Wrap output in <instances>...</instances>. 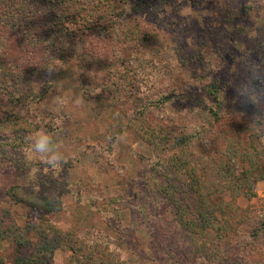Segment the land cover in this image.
I'll list each match as a JSON object with an SVG mask.
<instances>
[{"label":"rangeland","instance_id":"374dc122","mask_svg":"<svg viewBox=\"0 0 264 264\" xmlns=\"http://www.w3.org/2000/svg\"><path fill=\"white\" fill-rule=\"evenodd\" d=\"M140 1L149 2L141 9ZM110 11L117 24L123 19L159 41L147 51L160 67L152 88L157 93L170 88L175 96L154 110L152 127L169 123L177 134L203 130V145L216 138L220 150L232 138L251 139L264 153V0H120ZM107 33L77 37L70 32L62 35L60 46L41 42L39 51L26 46L21 35L13 36L26 47L23 54L7 53L8 42L0 36V67H8L0 76L5 110L16 109L22 96L41 94L45 98L30 111L19 109L21 121L30 133L38 121L49 124L26 136L29 148L0 146V217L10 214L15 223L9 221L32 239L30 248L20 250L14 241L5 242L0 264H22L39 246L55 245L53 238L29 234L30 227L72 232L125 264H208L195 254L165 200L163 186L177 182L181 188L182 183L164 153L134 132L136 114L130 107L112 105L107 98L99 102L97 93L83 87L88 74L106 76L108 59L116 65L121 55L128 56L127 63L135 66V58L143 55L136 47H129L131 56L125 54L121 42ZM19 64L27 68L18 72ZM213 86L217 90L211 94ZM210 109L219 111L220 122ZM6 131L3 136L9 137ZM42 138L44 147L38 149ZM237 169L249 165L239 163ZM253 191L251 199L238 200L250 212L230 243L228 264L264 260V180ZM231 200L229 194L224 197ZM254 230L261 238L253 236ZM70 255L57 249L37 264H72Z\"/></svg>","mask_w":264,"mask_h":264},{"label":"trees","instance_id":"16d2710c","mask_svg":"<svg viewBox=\"0 0 264 264\" xmlns=\"http://www.w3.org/2000/svg\"><path fill=\"white\" fill-rule=\"evenodd\" d=\"M119 1L0 0V36L8 42L5 50L7 53H26V47H20L13 40L16 35L26 39V46L30 44L39 51L43 48L40 46L41 42L49 47L60 46L62 35L70 32L80 37L104 31L108 32V38L121 42L124 46L122 52L125 54L129 53L131 56L132 50L129 47H136L138 51L142 49L140 53L145 55L148 49H152V44L159 41L151 34L139 33L141 27L132 29L123 19L117 24L110 9ZM148 2L140 1L137 7L143 9ZM143 55L135 58L136 67L127 63L128 56L121 55L116 65L108 59L109 71L106 76L88 74L87 77L84 76L83 87L85 91L97 93L95 98L99 102L106 101L107 98L110 104L130 107L135 112L136 119L132 123L134 132L154 146L156 151L164 153L171 172L182 183L180 188L177 182H167L163 186L164 195L165 200L173 205L179 225L189 234L195 254L207 259L208 264H228L230 243L239 235L237 230L248 221L250 212L248 208L239 206L238 200L243 195L247 199L254 197V185L264 180V164H260L264 153L251 139L244 141L239 137L232 138V142H226L227 146L220 150L216 138L211 141L208 139V144L203 145V130L177 134L175 125L169 123L158 129L152 127L149 121L154 110L160 104L173 101L175 93L170 88L158 93L152 88V84L159 80L160 67L156 66L154 57L149 53L148 57ZM7 68L0 67V76ZM15 68L18 72H23L27 67L19 64ZM8 71L10 72L9 69ZM8 79L2 78V82L7 83ZM211 90V94H214L217 89L213 86ZM44 98L41 94L22 96L16 99V109L11 108V111L5 110L0 99V146L5 144L12 150L30 147L26 136L36 132L41 125L47 127L49 124L38 121L30 133L25 125L26 121H21L23 117L20 110L30 111L34 104ZM209 112L216 122H220L219 111L210 109ZM4 114L9 117L3 119ZM4 131L10 132L9 137L3 136ZM239 163H248L249 169L239 171ZM228 194L232 200L225 202L224 197ZM216 195L219 201L214 202ZM9 220L12 221L10 214L0 217V250L9 240L14 241L19 250L30 248L32 239L26 238L21 228ZM37 228H28L29 234L34 231L46 241L53 238L55 245L39 246L34 257L20 260L22 264H37L43 254H53L61 248L71 254L72 264H125L115 254L87 244L72 232L54 227L41 229L42 231ZM253 236L261 238L262 234L254 230ZM259 264H264V260Z\"/></svg>","mask_w":264,"mask_h":264},{"label":"clouds","instance_id":"9594fccd","mask_svg":"<svg viewBox=\"0 0 264 264\" xmlns=\"http://www.w3.org/2000/svg\"><path fill=\"white\" fill-rule=\"evenodd\" d=\"M44 139H46V138H42V139L39 141V143H38V145H37L38 149H43V147H44Z\"/></svg>","mask_w":264,"mask_h":264}]
</instances>
